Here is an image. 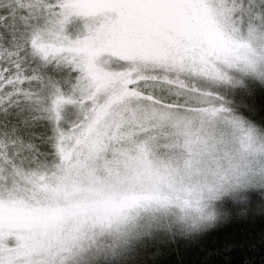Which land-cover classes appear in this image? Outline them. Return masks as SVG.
Masks as SVG:
<instances>
[{
    "label": "rangeland",
    "instance_id": "obj_1",
    "mask_svg": "<svg viewBox=\"0 0 264 264\" xmlns=\"http://www.w3.org/2000/svg\"><path fill=\"white\" fill-rule=\"evenodd\" d=\"M55 2L59 10L47 20V38L33 41L46 59L36 57L76 74L70 92L56 88L48 106L58 130L55 162L47 161L43 142L33 149L6 138L24 133L1 131L0 259L27 264L43 253L55 264L125 263L147 241L158 242L177 227H160L165 222L125 187L132 178L107 153H123L121 142L137 130L144 102L165 104L191 90L233 109L235 103L226 100L230 91L246 92L256 79L231 67L230 49L206 27L208 9L196 6L203 0ZM156 3L192 7L149 6ZM221 76L242 83H220ZM159 90L166 91L163 101L154 96ZM125 127L128 133L121 131ZM5 156L15 158L11 169ZM259 191L264 190L244 195ZM219 206L225 216L240 202L226 199ZM51 248L55 253L49 257Z\"/></svg>",
    "mask_w": 264,
    "mask_h": 264
},
{
    "label": "clouds",
    "instance_id": "obj_2",
    "mask_svg": "<svg viewBox=\"0 0 264 264\" xmlns=\"http://www.w3.org/2000/svg\"><path fill=\"white\" fill-rule=\"evenodd\" d=\"M206 27L230 49L231 67L264 85V65L248 69L246 32L233 26L222 6L207 8ZM217 85L216 81H207ZM220 83L240 85L241 79ZM145 103L137 130L121 142L123 153H107L132 178L133 192L144 198L165 223L184 234L213 227L224 215L219 205L244 202L251 190H264V128L215 96L177 92L165 104ZM128 133L125 127L121 130Z\"/></svg>",
    "mask_w": 264,
    "mask_h": 264
},
{
    "label": "trees",
    "instance_id": "obj_3",
    "mask_svg": "<svg viewBox=\"0 0 264 264\" xmlns=\"http://www.w3.org/2000/svg\"><path fill=\"white\" fill-rule=\"evenodd\" d=\"M32 2L44 4L45 0ZM16 3L0 0V14L15 11ZM35 26L19 17L15 22L10 18L7 24H0V65L16 62L21 74L32 78L24 82L19 105L7 100L0 103V134L3 129L24 133H9L6 138L33 149L43 142L47 161L55 162L58 130L48 106L56 88L64 94L70 92L76 72L66 65L43 63L33 55L27 37ZM55 67H61L60 72ZM162 91L154 93L161 101L166 96ZM239 92L234 89L227 96V101L235 103L232 110L264 128V85L254 80L248 91ZM14 117L17 119L10 120ZM31 160L22 162L30 164ZM165 234L158 242L147 241L127 262L114 264H264V191L246 196L239 208L222 216L211 228L188 234L171 228Z\"/></svg>",
    "mask_w": 264,
    "mask_h": 264
},
{
    "label": "snow or ice",
    "instance_id": "obj_4",
    "mask_svg": "<svg viewBox=\"0 0 264 264\" xmlns=\"http://www.w3.org/2000/svg\"><path fill=\"white\" fill-rule=\"evenodd\" d=\"M149 6L162 9L176 7L190 9L192 7L189 3H156ZM196 6L213 9L222 6L226 19L233 26L246 32L242 43L251 54L247 63L248 69L258 71L260 66L264 65V3L258 4V0H203L202 4ZM58 10L59 5L55 0H45L44 4L33 3L32 0H17L15 11L0 14V24H7L10 18L15 22L16 17H19L21 21H35L36 26L31 28L27 44L33 55L43 60L46 58L35 47L33 41L47 38L46 34L49 31L47 19ZM30 79L32 78L21 74L20 65L16 62L0 65V103L7 100L10 104L19 105L24 82ZM220 79L226 81L227 76H221ZM4 162L10 169L15 166V158L5 156ZM54 253V248L48 250L49 257ZM0 264H4L2 259H0ZM17 264H25V262L17 261ZM27 264H55V261L41 253L39 259L33 258Z\"/></svg>",
    "mask_w": 264,
    "mask_h": 264
}]
</instances>
